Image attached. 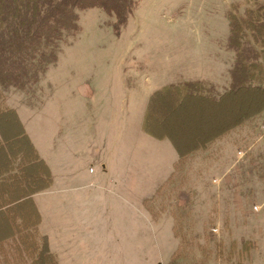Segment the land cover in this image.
<instances>
[{"label": "rangeland", "instance_id": "rangeland-1", "mask_svg": "<svg viewBox=\"0 0 264 264\" xmlns=\"http://www.w3.org/2000/svg\"><path fill=\"white\" fill-rule=\"evenodd\" d=\"M76 13L78 32L38 83L2 89L17 119H0V163L37 151L31 137L64 188L58 193L51 179L35 192L49 194L31 199L59 263L168 264L176 253L171 264H264V111L195 148L250 113L259 95L237 89L216 103L185 92L227 88L232 20L241 45L250 44L242 20L264 19V0H133L117 29L98 7ZM178 80L180 90L152 96ZM25 177L13 178L15 188ZM1 218L0 238L8 233Z\"/></svg>", "mask_w": 264, "mask_h": 264}, {"label": "trees", "instance_id": "trees-1", "mask_svg": "<svg viewBox=\"0 0 264 264\" xmlns=\"http://www.w3.org/2000/svg\"><path fill=\"white\" fill-rule=\"evenodd\" d=\"M89 7H98L112 15L117 29L131 13L133 0H0V119L3 116L17 119L14 109L3 103L2 89L14 86L26 92L34 87L48 65L56 61L60 43L65 37L78 32L76 10ZM242 22L249 31L247 40L250 44L244 42L241 45L240 37H245L240 36L239 23L232 20V32L227 38L235 55L229 69L230 88L212 101L218 103L238 89L258 93L259 105L234 123L230 122L231 125L224 126V131L264 110V19L248 16ZM159 91L163 92V89ZM185 92L190 94L189 97L197 95L208 100L202 94L210 90L207 86L195 90V87L188 85ZM21 137L22 131L18 138ZM206 142L208 139L199 142L195 148ZM0 147L5 148L1 133ZM25 150L11 155V162L3 159V163H0V217L4 229L8 230L7 235L0 238V264H58L47 246L46 236L37 231L40 216L31 200L32 194L49 187L51 175L33 149L30 152ZM185 154L187 152L180 156ZM175 170L167 182L172 183ZM21 174L26 175L27 182L15 188L13 178ZM21 200H26L28 208L15 207L14 204ZM176 225L173 226L175 237ZM177 255L174 253L170 261ZM170 261L168 264H171Z\"/></svg>", "mask_w": 264, "mask_h": 264}, {"label": "crops", "instance_id": "crops-1", "mask_svg": "<svg viewBox=\"0 0 264 264\" xmlns=\"http://www.w3.org/2000/svg\"><path fill=\"white\" fill-rule=\"evenodd\" d=\"M196 69H195V66L193 67V68H191V69H189V72H194ZM198 70V69H197ZM199 75H200V77L198 76V75H194V76H197V77H199L200 79H205V80H208V81H210L211 82V79L210 78H208L209 77V72H205L204 70H201L200 69V72H199ZM192 78H187V79H193V76H191ZM182 80H186V79H182ZM179 82V80L178 81H176V82H173V83H166V84H164V85H162V86H160V87H158V88H156V89H154V90H152V91H156V90H159V89H164L163 87L165 86V85H170V86H168V87H171L172 89L171 90H176L175 88H177L178 90H180L181 88V86L179 85V84H177ZM229 82H230V79H229ZM171 85H174V86H171ZM228 86H229V83H228ZM228 86H227V88H224L223 90H221V91H218V89H217V85L216 84H212L211 86L210 85H207V87H209V90H210V92L209 93H207V94H202V95H205L207 98H208V100H217L218 98H219V96L223 93V92H225L227 89H228ZM166 88V87H165ZM14 109V108H13ZM15 110V109H14ZM264 111V110H263ZM262 111V112H263ZM256 116H258V115H254V116H252V118H250V119H248V120H254L255 119V117ZM248 120H244L242 123H240V124H238V125H236V126H233L232 128H230V129H228V130H226V131H222V132H218L216 135H214V136H211L210 138H207L208 139V142H206L203 146H199V148L198 149H202L203 147V149H205L206 147H208L209 146V144H211L212 142H214L216 139H218V138H220L221 136H223L224 134H226V133H228L229 131H231V130H235V129H237L238 128V131L237 132H239L241 129V126L244 124V122H246V121H248ZM22 124H23V126L25 127V125H24V123L22 122ZM29 136V135H28ZM30 138V140H31V142H32V144H33V146L35 147V149L37 150V151H34L35 153H36V155L38 156V158L39 159H41L42 161H43V164L45 165V167H47L48 168V170L50 171V174H51V179H52V184L54 185V184H57L58 186H57V192L58 193H60V191H62V190H64V188L62 187L61 188V181H60V179H59V177L58 176H55V174H54V168H53V166H52V164L49 162V160H48V156H47V154L43 151L42 152V150H40V149H38V147L36 146V144L32 141V139H31V137H29ZM156 141H160V142H163V139H161V140H156ZM198 150H195V151H193V152H190L189 154H186L184 157H187V156H191V155H193V154H195V152H197ZM170 153H171V151H170ZM172 154L173 153H171L170 154V159H169V164H171V163H173V164H171V165H173L172 167H174V164H175V162H176V158L177 157H175V160H173L174 159V155L172 156ZM167 168V167H166ZM170 174V173H169ZM166 179V178H165ZM47 194H49V192H48V190H46V191H44V192H39V193H34V194H32L31 195V199H33V200H35V198L37 197H39V196H45V195H47ZM59 200V199H58ZM57 200V203H59V201ZM36 204V203H35ZM37 206V208H38V211H39V213H40V222L38 223V225H37V231H38V228H39V225L42 223V221H43V216H42V210H41V208H40V204L39 205H36ZM57 216H58V218L60 217V214L58 213L57 214ZM42 234H44L45 236H46V239H47V243H48V248H49V250L51 251V252H54L55 254H56V256H57V258H58V263H59V257H58V254L56 253V251H55V249L52 247V243H51V240H50V238H49V235H48V233H42ZM60 264V263H59Z\"/></svg>", "mask_w": 264, "mask_h": 264}]
</instances>
